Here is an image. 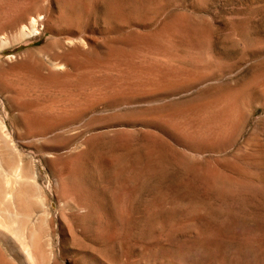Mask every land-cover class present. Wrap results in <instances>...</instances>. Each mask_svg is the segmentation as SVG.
<instances>
[{
	"label": "rangeland",
	"instance_id": "obj_1",
	"mask_svg": "<svg viewBox=\"0 0 264 264\" xmlns=\"http://www.w3.org/2000/svg\"><path fill=\"white\" fill-rule=\"evenodd\" d=\"M0 72L50 264H264V0H0Z\"/></svg>",
	"mask_w": 264,
	"mask_h": 264
},
{
	"label": "bare ground",
	"instance_id": "obj_2",
	"mask_svg": "<svg viewBox=\"0 0 264 264\" xmlns=\"http://www.w3.org/2000/svg\"><path fill=\"white\" fill-rule=\"evenodd\" d=\"M30 26L33 27L32 25H30ZM26 31L28 32V30H25L22 27L21 33L23 35H25V36L27 35V37H29V34L26 33ZM31 32H33V30H31ZM22 34L20 35L21 37H22ZM22 38H24V37H22ZM60 66H61V64H60ZM60 66L56 65L55 67H53L54 71L57 70L59 72V70H61ZM62 69H64V68H62ZM28 108H30V107H28ZM0 119H2V118H0ZM24 119H26V118L24 117ZM34 123H36V122H34ZM30 127H31V125H30ZM11 131H13V130H11ZM30 131L32 132V130H30ZM30 131H29V134H30ZM12 134H14V133H12ZM8 137L10 138V136H8V133L5 129L3 122L0 121V208L2 206L1 203L4 202L3 200H6L8 203L6 202L5 206H2V208L6 207L8 204L7 214H9V216L11 217V220H6L4 218L6 214H3L4 212L2 213V210L0 209V239L5 241L8 244L9 248L17 255V257H19V262L21 264H34L35 260L38 261L39 264H50V261L52 259L51 256L53 255V254L50 255V252L48 250V247L50 246L49 245L50 241L48 238V229L47 228H50V227L47 226L44 228L43 226H46V225H44L45 222H42V220H44V218H45V212H43L41 215L37 216L36 211L34 209L32 210V208L30 209L31 205L38 206L37 204L34 203V200L36 201L34 196L31 195L32 198L28 199V201L31 200V202L33 203V204H30V206L28 205L29 203L28 202L26 203V201H25V197L28 195L27 194L28 190L30 189V187L33 188L34 185L36 184V183H34L36 181V180L34 181V178H36L35 177V171L36 170H34V166H33L32 162H30L31 160L29 161L27 159L28 161H25L23 159V158H25L23 154L20 156L21 157L20 158L18 156V154L13 153L16 148L15 149L11 148V149H13L12 153L14 155L10 152L9 149H7V148H9L8 146H10L12 143H10V145H8V144L6 145L4 143L5 140L2 141L1 139H3V138L6 139ZM22 156H23V158H22ZM30 184H31V186H30ZM35 188H37V187H35ZM37 189H39V186ZM37 189H35L33 193H35V191H37ZM39 191H40V189H39ZM38 193L36 192V194H38ZM40 195L42 197V194H40ZM28 196H30V193ZM27 197H26V199H27ZM38 199H39V197H38ZM43 200H44V198H43ZM41 202H43V201H41ZM44 202H43V205H44ZM40 207L41 206L39 205V208ZM46 208H48V207L46 206ZM4 211H6V210H4ZM45 211H46V209H45ZM48 212H49V210H48ZM37 213H39V211ZM48 214L50 215V213H48ZM21 218H22L21 223H23V225L20 227H16L19 224H21L20 220H19ZM47 221H46V223H47ZM40 222L44 223V224H42L43 226H41V227H40ZM51 223H47V224L50 225ZM42 227H43V229H42L43 231L42 230L40 231V229ZM37 231L40 233L39 240H37V238H35V235H36L35 232H37ZM51 253H53V252H51ZM54 256H55V254H54ZM0 259H1V256H0ZM2 260H1V262H2Z\"/></svg>",
	"mask_w": 264,
	"mask_h": 264
}]
</instances>
